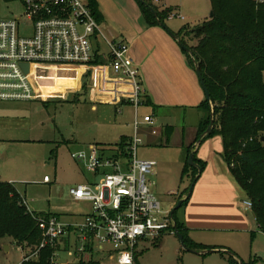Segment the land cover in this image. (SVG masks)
<instances>
[{"label": "rangeland", "instance_id": "374dc122", "mask_svg": "<svg viewBox=\"0 0 264 264\" xmlns=\"http://www.w3.org/2000/svg\"><path fill=\"white\" fill-rule=\"evenodd\" d=\"M100 1L108 8V20L124 30L133 21L131 3L140 7L136 0ZM155 3H165L167 8L173 9L171 14L175 17L164 22L171 32L183 26L192 28L208 19L211 12L210 0H155ZM22 11L20 0H0V17H17ZM179 16H183V19ZM101 31L109 39L102 28ZM187 43L192 45L193 41ZM100 45L102 51L107 53L103 39ZM64 88L61 83H53L44 87L42 94L61 92ZM79 97L69 94L66 99L50 100L46 104L40 100L0 103V181L14 182L13 185L30 211L57 215L63 221L66 215L69 216L68 220H80L87 210L85 203L73 201L68 194L70 187L90 179L89 172L73 160L71 152L84 149L90 143L109 145L122 135L132 134L134 112L130 105L96 104V108L92 109L88 97ZM149 112H152L149 106L140 104L137 108L138 120H142L144 114ZM152 117L156 135L147 137L143 131L147 132L149 128L140 127L143 145L136 153L138 159L156 163L153 172L146 175L147 184L167 211L173 207L171 203L177 201L171 193H179L191 183L192 167L187 165L189 170L185 176L182 177L181 173L186 163V146L195 128H198L200 115L195 108H188L186 112L172 109L164 113L158 111ZM165 126L173 130L169 139L166 140L164 136L162 141L152 144L162 135ZM213 137H207L201 146L211 143ZM44 176L50 181L43 182ZM198 180L186 204L177 210V216L182 214L183 208L192 199ZM244 199L238 200V207L253 226L251 210L242 206ZM191 233L204 236L205 241L201 244L208 249L214 245L237 249L240 255L238 262L242 264H264V236L258 232L255 240H252V232L248 230L208 228L192 229ZM75 241L70 235L69 241L57 250L56 264H80L75 253L79 242ZM33 247H18L10 239L0 241V264H21L26 251ZM145 247L147 249L138 256L139 264H223L221 256L224 253L199 255L186 251L173 234H165L159 243Z\"/></svg>", "mask_w": 264, "mask_h": 264}, {"label": "built area", "instance_id": "2783aa9c", "mask_svg": "<svg viewBox=\"0 0 264 264\" xmlns=\"http://www.w3.org/2000/svg\"><path fill=\"white\" fill-rule=\"evenodd\" d=\"M20 1L23 11L19 16L0 17V103L41 99L39 85L54 79L56 68L83 67L87 72L103 65L129 80L132 87L111 105L128 104L134 109L132 134L123 144L120 140L111 146L92 143L71 152L90 179L70 187L68 194L73 201L87 204L88 210L73 222L56 215L36 218L40 242L26 251L23 261L37 258L40 250L49 247L54 249L49 264H56L57 250L72 235L79 242L75 253L81 264H138L146 245L175 232L169 211L147 184L146 175L156 163L137 158L136 151L143 145L140 127L147 126L153 135L156 130L152 115L137 118L144 95L129 45L107 39L84 0ZM255 2L264 4V0ZM173 17L170 14L168 19ZM102 39L107 53L102 51ZM43 181L50 180L44 176ZM242 206L251 209L250 200H242ZM27 212L33 215L28 208Z\"/></svg>", "mask_w": 264, "mask_h": 264}, {"label": "trees", "instance_id": "16d2710c", "mask_svg": "<svg viewBox=\"0 0 264 264\" xmlns=\"http://www.w3.org/2000/svg\"><path fill=\"white\" fill-rule=\"evenodd\" d=\"M136 1L148 25L166 27L164 22L173 12L172 8L159 9L150 0ZM87 2L99 23L94 0ZM210 3L212 16L192 28L183 26L173 33L188 49L182 50L190 64L194 67V62L198 63L209 95L198 106L202 115L197 139L209 124L211 104L213 127L204 138L220 137L222 159L244 197L250 200L251 213L258 229L264 233V4H257L255 0H210ZM191 40H195V45H188ZM124 140L122 136L121 144ZM192 146L187 150L182 177L188 174L187 157ZM193 161L203 171L204 162L199 161L195 153ZM191 167L192 181L198 172ZM178 209L173 212V220L185 245L190 247L185 228L176 215ZM32 213L27 212L14 185L0 181V241L10 239L18 247L37 245L41 233L36 218L48 214ZM53 251L49 247L42 249L37 258H29L21 264H49ZM231 262L239 264L234 259Z\"/></svg>", "mask_w": 264, "mask_h": 264}, {"label": "crops", "instance_id": "0c3cea01", "mask_svg": "<svg viewBox=\"0 0 264 264\" xmlns=\"http://www.w3.org/2000/svg\"><path fill=\"white\" fill-rule=\"evenodd\" d=\"M84 1L88 4L87 0ZM150 1L159 9L167 7L165 3L159 5V3H155V0ZM156 1L160 2L161 0ZM94 2L96 8L97 5L99 6L97 14L99 16L100 28H102L107 37L110 40H121L129 45V53L135 67L138 69L139 82L143 89V95L146 97V101L143 104L149 106L152 111L144 115L152 114V116H156L158 111L164 113L169 109L186 112L188 108H195L201 118L202 113L198 106L204 100V93L195 74L194 67L188 61L186 54L180 48L177 41L160 25H148L141 16L140 8L134 6L132 3L131 7L134 11L133 21L124 30L120 26L116 27L114 23H111V20H108V8L102 5L100 0H94ZM172 32L176 33L177 31ZM192 41V45H195V40ZM53 75L54 79L40 83L38 90L42 96L39 99L40 101L62 100L66 99L69 94H72L73 96H80L79 99L81 97H88V100L92 102L91 108L95 109L96 104L111 105L113 99H119L129 94L132 88L129 80L115 76L108 67L103 65H98L87 72L83 67L56 68ZM53 83H61L65 86L64 90L48 93L44 96L42 94L45 91L44 87ZM146 128L148 130L147 126ZM172 131L171 127L165 126L161 131L162 135L158 139L153 140L152 144L162 141L164 136L166 140L169 139ZM143 132L147 137L156 135V133L154 135L151 134L150 129L147 132L145 130ZM122 136L126 137V135ZM205 139L203 137L199 144L195 146L197 140V128H195L194 135L186 146L187 155V150L193 145L191 150L199 161L204 162V169L201 171L202 176L200 174V177L198 176L199 180L197 178L198 186L194 189L192 199L183 208L182 214L178 216V219L185 228L186 239L190 244L189 248L196 253L208 248L202 245L205 237L191 233L192 229L226 228L235 231L248 230L252 232V240L256 239L257 232L264 236V233L258 229L253 214L254 225L251 226L250 220L246 219L238 207V200L245 198L244 193L222 159L220 137L215 136L211 143L201 146ZM112 144L109 145L111 146ZM5 182L14 184V182L10 181ZM188 188L185 186L179 193L171 194L175 196V200L184 198ZM185 189H187L186 192ZM174 203L176 201L172 202L171 206H174ZM85 205L88 210V205ZM68 218L69 216L66 215V219H63L66 222L75 221L68 220ZM197 245L202 246L201 248H196ZM209 249L214 251L199 253V255H209L214 252L224 253L221 256L223 264H231L232 259L236 262L240 260L237 249L232 250L230 247L224 245H214V247ZM226 251L231 252L232 255H228ZM225 261H228V263H225Z\"/></svg>", "mask_w": 264, "mask_h": 264}, {"label": "water", "instance_id": "95a60500", "mask_svg": "<svg viewBox=\"0 0 264 264\" xmlns=\"http://www.w3.org/2000/svg\"><path fill=\"white\" fill-rule=\"evenodd\" d=\"M210 16H212V12H210ZM160 26H161L162 28H164V29L168 32V34H169L172 38H174V39L177 41L178 45H179L182 49H184V50H188L184 45H182L181 43L178 42V39L174 36V34H173L171 31H169V30H168L163 24H160ZM189 54H190V53H189ZM23 69H24L25 72H26V71L28 70V66H27L26 64L23 65ZM194 71H195V74H196V76H197V78H198V80H199V82H200L201 88H202L203 93H204V97H205L206 99H208V98H209V95H208V92H207V90H206V87H205V84H204V81H203L202 75H201V73H200L199 66H198V63H197V62H194ZM212 127H213V111H212V105L210 104L209 124H208L207 128L205 129V131L202 132V134H201V135L199 136V138L196 140L195 146H196L197 144H199L200 140H201L203 137H205L206 135H208V134L211 132ZM262 139H264V138H262ZM193 157H194V152L191 150V151L189 152V154H188L187 162H188V164H189L190 166L195 167V168L197 169V172H198V173H197L196 176H194L193 180L191 181V183H190V185H189V188H188V191H187V193H186V196H185L184 198H179V199L176 201L175 205L169 210V214H170V217H171L172 220H173V212H174L176 209H178V208L182 205V203H183V201H184L185 199H187V198L190 197V194H191V192H192V188H193V186H194V183L196 182V180H197V178H198V176H199V174H200V172H201V171H200V166H199L197 163H195V162L193 161ZM173 229H174V232H175V236H176V237L178 238V240L180 241V244L182 245L183 249L186 250V251H193V250H191L189 247H187V246L185 245L184 240H183V237H182L180 231L178 230V228H177V226H176L174 220H173ZM212 251H214V250H212V249H203V250H201V251L198 252V253H207V252H212ZM226 253H228L229 255H232L231 252H229V251H226ZM239 264H242V262H239Z\"/></svg>", "mask_w": 264, "mask_h": 264}]
</instances>
